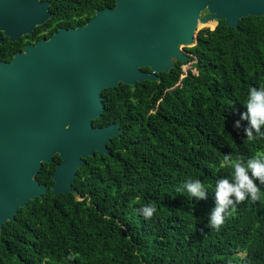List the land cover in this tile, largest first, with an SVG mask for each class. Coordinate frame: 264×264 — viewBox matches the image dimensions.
I'll list each match as a JSON object with an SVG mask.
<instances>
[{"label": "trees", "instance_id": "trees-1", "mask_svg": "<svg viewBox=\"0 0 264 264\" xmlns=\"http://www.w3.org/2000/svg\"><path fill=\"white\" fill-rule=\"evenodd\" d=\"M52 2L53 18L34 39L4 40L0 62L116 7V0ZM207 27L213 29L197 31L184 48L190 60L175 61L160 82L103 92L104 112L93 126L120 124L121 137L108 155L86 159L77 171L73 188L81 200L52 194L59 156L42 166L36 180L49 191L4 225L0 264H264V186L260 200L230 208L219 230L208 226L215 182L231 174L220 167L224 155L264 153V137L250 142L233 127L249 87L264 85V16L245 18L237 29L225 22ZM47 28L53 30L42 37ZM187 179H199L208 199L178 192ZM148 204L157 212L145 220L139 209Z\"/></svg>", "mask_w": 264, "mask_h": 264}, {"label": "water", "instance_id": "water-1", "mask_svg": "<svg viewBox=\"0 0 264 264\" xmlns=\"http://www.w3.org/2000/svg\"><path fill=\"white\" fill-rule=\"evenodd\" d=\"M49 6L0 0V46L46 24ZM261 16L264 0H116L85 26L62 28L0 62V232L49 191L36 177L56 156L52 194L81 200L73 188L77 171L86 159L108 155L123 133L120 124L93 126L104 112V91L160 82L175 61L190 60L182 49L194 45L200 24L237 29L243 19Z\"/></svg>", "mask_w": 264, "mask_h": 264}, {"label": "clouds", "instance_id": "clouds-1", "mask_svg": "<svg viewBox=\"0 0 264 264\" xmlns=\"http://www.w3.org/2000/svg\"><path fill=\"white\" fill-rule=\"evenodd\" d=\"M244 111L239 113V119L233 124L234 129H242L248 141L264 137V85L249 87ZM246 122V124H242ZM231 169L230 178H220L215 182V203L208 213V226L219 230L225 223L230 208L243 202L246 198L255 202L261 198V186H264V153L258 152L248 158H233L225 154L220 167ZM187 193L196 201L207 200L205 185L199 179H187L177 189ZM157 212L155 204L144 205L139 209L145 220L153 217ZM69 261L74 259L69 255Z\"/></svg>", "mask_w": 264, "mask_h": 264}, {"label": "flooded vegetation", "instance_id": "flooded-vegetation-1", "mask_svg": "<svg viewBox=\"0 0 264 264\" xmlns=\"http://www.w3.org/2000/svg\"><path fill=\"white\" fill-rule=\"evenodd\" d=\"M42 2H48V3L50 4V6H49V10H50V12L52 13V9H53V8H52V7H53V2H52V0H42ZM51 18H53V13H52V17H51ZM47 23H48V22H47ZM47 23H46V24H47ZM46 24H44V25H46ZM44 25H43V26H44ZM43 26H40V27H38V28H41V27H43ZM38 28L36 29V31H35L32 35H30V36H32V39L35 38L34 35L37 34ZM60 29H62V28H59L58 31H59ZM51 30H53V29H50V28L45 29V31L43 32V36H42V37H46V36L51 32ZM58 31H57V32H58ZM57 32H56V33H57ZM56 33H55V34H56ZM53 35H54V34H53ZM53 35H52V36H53ZM30 36H28V37H30ZM52 36H51V37H52ZM26 37H27V36H26ZM51 37H50V38H51ZM50 38H48V39H46V38L39 39L36 43H29V44H27L26 46H28V45L34 46V45H36L37 43H39L40 41H42V40H49ZM5 39H7V38H4V40H5ZM22 39H23V38H22ZM8 41H9V40H8ZM3 42H4V41H3ZM24 49H25V48H24ZM23 51H24V50H23ZM23 51H22V52H23ZM22 52H19V53H22ZM16 54H18V53H15V54L13 55V58H14V56H15ZM11 61H12V60H11ZM11 61H10V62H11ZM10 62H5V63H10Z\"/></svg>", "mask_w": 264, "mask_h": 264}, {"label": "rangeland", "instance_id": "rangeland-1", "mask_svg": "<svg viewBox=\"0 0 264 264\" xmlns=\"http://www.w3.org/2000/svg\"><path fill=\"white\" fill-rule=\"evenodd\" d=\"M207 14L205 13V14H203V17H205ZM210 24V23H209ZM209 24H200V26H199V28H198V31H200V30H202V29H204V28H210V27H207ZM210 29H213V28H210ZM183 51H185L184 50V48H183Z\"/></svg>", "mask_w": 264, "mask_h": 264}]
</instances>
